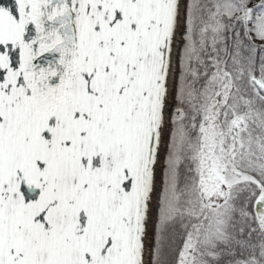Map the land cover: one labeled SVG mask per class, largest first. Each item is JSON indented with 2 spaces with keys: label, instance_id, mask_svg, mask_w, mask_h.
<instances>
[{
  "label": "snow or ice",
  "instance_id": "6c2138e0",
  "mask_svg": "<svg viewBox=\"0 0 264 264\" xmlns=\"http://www.w3.org/2000/svg\"><path fill=\"white\" fill-rule=\"evenodd\" d=\"M0 264H264V0H3Z\"/></svg>",
  "mask_w": 264,
  "mask_h": 264
},
{
  "label": "water",
  "instance_id": "95a60500",
  "mask_svg": "<svg viewBox=\"0 0 264 264\" xmlns=\"http://www.w3.org/2000/svg\"><path fill=\"white\" fill-rule=\"evenodd\" d=\"M3 2V0H0V3H2Z\"/></svg>",
  "mask_w": 264,
  "mask_h": 264
}]
</instances>
